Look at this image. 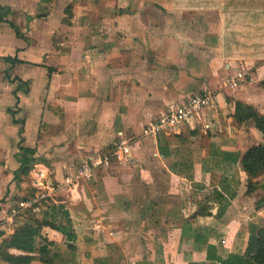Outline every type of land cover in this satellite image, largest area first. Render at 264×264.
Returning a JSON list of instances; mask_svg holds the SVG:
<instances>
[{
    "label": "crops",
    "instance_id": "0c3cea01",
    "mask_svg": "<svg viewBox=\"0 0 264 264\" xmlns=\"http://www.w3.org/2000/svg\"><path fill=\"white\" fill-rule=\"evenodd\" d=\"M0 9V248L19 221L9 220L16 196L62 184L128 137L132 162L34 209L41 220L50 205L68 212L77 236L71 250L42 229L52 264H250L264 175L252 180L242 160L264 137L236 114L242 104L264 116V0H0ZM242 70L247 83L226 84ZM208 90L215 103L193 124L143 136ZM21 147L35 151L33 173L21 172ZM8 253L37 258L0 264H46L39 252Z\"/></svg>",
    "mask_w": 264,
    "mask_h": 264
},
{
    "label": "trees",
    "instance_id": "16d2710c",
    "mask_svg": "<svg viewBox=\"0 0 264 264\" xmlns=\"http://www.w3.org/2000/svg\"><path fill=\"white\" fill-rule=\"evenodd\" d=\"M0 11H2V9H0ZM2 19L3 15H0V21H2ZM11 26L17 31L18 35H20L17 28L13 24H11ZM262 87L264 88V81L262 82ZM236 117L239 124L253 120L264 137V116L260 115L255 109L238 104ZM20 150L21 154H19V161L22 165L21 172H30L33 168V156L35 155V151L24 147H21ZM242 166L252 180L264 175V143L250 148L245 153ZM254 187L255 184L252 182L251 189H255ZM42 204H44V201L36 204L33 208L27 209V219L25 218V221L18 219L19 221L14 234L3 240V245L0 248V255L3 259L23 262L27 259L37 258L14 257L8 253L9 249H18L29 254L39 252L40 255H43L44 263L52 264L51 259L55 258L56 255L52 256L47 246H38V239L44 227H50L62 233L65 236L69 249L75 250L77 236L68 212L58 209L55 205H50L48 206V218L41 220L36 217L34 209L41 208ZM60 214L62 216L61 220L58 219V215ZM2 235L3 234L0 232V237ZM247 258H249L250 264H264V229L252 232V240L247 252Z\"/></svg>",
    "mask_w": 264,
    "mask_h": 264
},
{
    "label": "built area",
    "instance_id": "2783aa9c",
    "mask_svg": "<svg viewBox=\"0 0 264 264\" xmlns=\"http://www.w3.org/2000/svg\"><path fill=\"white\" fill-rule=\"evenodd\" d=\"M248 72L242 70L235 76L228 79L229 86L238 88L240 85L247 83ZM216 95L213 91L208 90L201 94H194L181 106L172 108L168 114L162 116L158 121L148 124L143 130V136H161L173 134L186 123L193 124L202 114L206 112L215 103ZM119 143L110 151H104L96 154L89 162L82 164L75 172L69 174L62 184H50L46 191H41L33 198L23 200L17 208H13L9 218L11 225L15 223V219L23 210L33 208L36 204L48 200L55 193L65 190L74 189L79 186L80 181H90L101 173L106 167L113 162L120 165L129 164L133 160L132 142L130 138H120Z\"/></svg>",
    "mask_w": 264,
    "mask_h": 264
},
{
    "label": "rangeland",
    "instance_id": "374dc122",
    "mask_svg": "<svg viewBox=\"0 0 264 264\" xmlns=\"http://www.w3.org/2000/svg\"><path fill=\"white\" fill-rule=\"evenodd\" d=\"M174 2H176L177 4H180L181 3V0H174ZM34 172L33 168H32V173ZM29 175V174H28ZM27 175V176H28ZM28 178V177H27ZM38 185V184H37ZM36 185V187H33L32 185V182L30 181V189H28V193L30 192L31 193V190L35 189L36 191L38 189H36L38 186ZM256 189V187H254ZM32 194V193H31ZM20 197L16 196V199H17V205L16 206H19V203L21 202L22 199H18ZM25 198V197H24ZM27 211L26 210H23L20 215H19V220L23 221V219H27V215H26ZM23 218V219H22ZM17 228V227H16Z\"/></svg>",
    "mask_w": 264,
    "mask_h": 264
}]
</instances>
